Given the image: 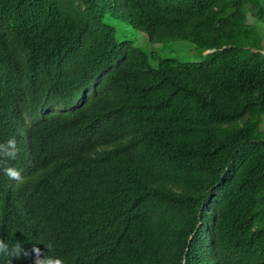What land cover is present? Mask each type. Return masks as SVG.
<instances>
[{
    "label": "trees",
    "instance_id": "trees-1",
    "mask_svg": "<svg viewBox=\"0 0 264 264\" xmlns=\"http://www.w3.org/2000/svg\"><path fill=\"white\" fill-rule=\"evenodd\" d=\"M105 17L203 60L153 67ZM261 126L264 0H0V143L24 178L0 173L10 244L51 240L65 264H264Z\"/></svg>",
    "mask_w": 264,
    "mask_h": 264
},
{
    "label": "clouds",
    "instance_id": "clouds-1",
    "mask_svg": "<svg viewBox=\"0 0 264 264\" xmlns=\"http://www.w3.org/2000/svg\"><path fill=\"white\" fill-rule=\"evenodd\" d=\"M20 149L17 146L15 138H10L5 142L0 143V173L6 175L9 180L17 183L23 182L21 170L15 168L22 165L17 161ZM35 244L29 251L20 241L10 244L8 241L0 238V258H6L7 264H12L13 259L22 257H32V264H65L62 257L56 256L53 253L54 243L49 240L44 244L43 249Z\"/></svg>",
    "mask_w": 264,
    "mask_h": 264
},
{
    "label": "rangeland",
    "instance_id": "rangeland-1",
    "mask_svg": "<svg viewBox=\"0 0 264 264\" xmlns=\"http://www.w3.org/2000/svg\"><path fill=\"white\" fill-rule=\"evenodd\" d=\"M104 22L114 28L118 42L129 41L149 56L150 64L155 67L159 59H173L179 62H200L203 57L196 46L184 40H168L161 43H151L141 32L131 28L121 19L104 18ZM73 101L68 106L74 105ZM264 131V126H261Z\"/></svg>",
    "mask_w": 264,
    "mask_h": 264
},
{
    "label": "water",
    "instance_id": "water-1",
    "mask_svg": "<svg viewBox=\"0 0 264 264\" xmlns=\"http://www.w3.org/2000/svg\"><path fill=\"white\" fill-rule=\"evenodd\" d=\"M214 52V50L213 49H211V50H207L206 52H205V54H208V53H213Z\"/></svg>",
    "mask_w": 264,
    "mask_h": 264
}]
</instances>
